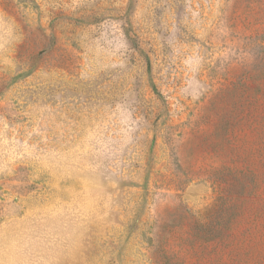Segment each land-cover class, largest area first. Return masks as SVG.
Here are the masks:
<instances>
[{"label":"rangeland","instance_id":"1","mask_svg":"<svg viewBox=\"0 0 264 264\" xmlns=\"http://www.w3.org/2000/svg\"><path fill=\"white\" fill-rule=\"evenodd\" d=\"M0 264H264V0H0Z\"/></svg>","mask_w":264,"mask_h":264}]
</instances>
